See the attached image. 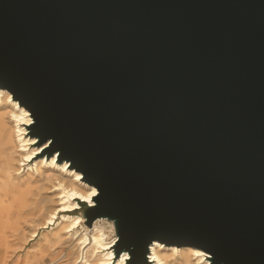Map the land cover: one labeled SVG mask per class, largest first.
<instances>
[{
    "label": "water",
    "instance_id": "1",
    "mask_svg": "<svg viewBox=\"0 0 264 264\" xmlns=\"http://www.w3.org/2000/svg\"><path fill=\"white\" fill-rule=\"evenodd\" d=\"M0 81L130 261L264 264V0H0Z\"/></svg>",
    "mask_w": 264,
    "mask_h": 264
},
{
    "label": "bare ground",
    "instance_id": "2",
    "mask_svg": "<svg viewBox=\"0 0 264 264\" xmlns=\"http://www.w3.org/2000/svg\"><path fill=\"white\" fill-rule=\"evenodd\" d=\"M32 122L30 111L0 81V264H9L33 241L14 264H136L129 263V250L114 257L117 238L106 233L108 225L114 232L111 220L62 214L56 223L57 215L74 212L81 202L96 205L98 188L59 151L52 153L51 139L31 148L42 141L27 137L23 126ZM50 225L56 227L47 232ZM148 255V264H211L203 250L158 241L150 244Z\"/></svg>",
    "mask_w": 264,
    "mask_h": 264
},
{
    "label": "rangeland",
    "instance_id": "3",
    "mask_svg": "<svg viewBox=\"0 0 264 264\" xmlns=\"http://www.w3.org/2000/svg\"><path fill=\"white\" fill-rule=\"evenodd\" d=\"M8 90V89H7ZM30 115H32L31 114V112H30ZM32 119H33V122H32V126L31 127H26V126H23V128H25L27 131H26V135H28L27 137H33V136H39L38 137V141L40 140V135H42L41 134V132H40V129L39 128H37V127H35L34 126V124H35V121H34V117L32 116ZM30 132H32V133H35V134H32V133H30ZM30 133V134H29ZM25 135V136H26ZM41 143H43V140L40 142V143H38V144H36L35 146H31V148H37ZM53 153V152H52ZM51 153V154H52ZM59 154H61V152L59 151ZM66 159V158H65ZM67 160V159H66ZM72 164V163H71ZM24 170H25V172L24 173H26V171H27V169H28V166H27V164L24 166V168H23ZM90 183V182H89ZM90 184H92V183H90ZM78 203H79V201H77ZM88 203V204H87ZM80 204V207L78 208V209H76V210H74V212H65V213H61V214H59V215H57V218H56V223H58V222H60V220H61V217H62V214H70V215H73V216H81L82 218H84L86 221L88 220V217L87 216H92V215H94L96 212H97V210H95V209H93V207H96V205H94V206H89V202H81V203H79ZM113 222V221H112ZM113 225H114V222H113ZM56 227V225H50V227L46 230L47 232H49V231H51L53 228H55ZM42 233H43V230H41L40 231V235H39V237H38V239H40L41 238V235H42ZM106 233L108 234V235H110V236H112V237H116L117 238V241H116V243L118 242V245L116 246V247H113L112 248V251L114 252V257H117L118 255H119V253L121 252V251H123V250H127L126 248L127 247H131L130 246V239H126L122 244H120V242H121V240H120V238H119V236H118V234H117V232H116V229H115V226H114V232L112 231V228H111V226L110 225H108L107 227H106ZM37 239V240H38ZM35 242L33 241V242H31L30 243V245H29V247H28V249L31 247V246H33V244H34ZM120 244V245H119ZM28 249H26V250H24L23 252H21L20 254H16L14 257H13V259H12V261L9 263V264H14L16 261H17V259H18V256H20L21 255V257H24L25 256V254H26V252H27V250ZM133 249V248H132ZM129 252V251H128ZM130 253V252H129ZM138 254L136 253L135 254V256H134V259H133V261H130V262H134V263H136V264H140V259L142 260V256H141V254H140V257L139 256H137ZM149 256V255H148ZM147 256V257H148ZM131 257V256H130ZM129 257V260H131V258ZM120 258H121V255H120V257L118 258V260H120ZM115 260V259H114ZM113 262H115V261H113ZM129 262V263H130Z\"/></svg>",
    "mask_w": 264,
    "mask_h": 264
},
{
    "label": "snow or ice",
    "instance_id": "4",
    "mask_svg": "<svg viewBox=\"0 0 264 264\" xmlns=\"http://www.w3.org/2000/svg\"><path fill=\"white\" fill-rule=\"evenodd\" d=\"M92 195H95V191H93Z\"/></svg>",
    "mask_w": 264,
    "mask_h": 264
}]
</instances>
